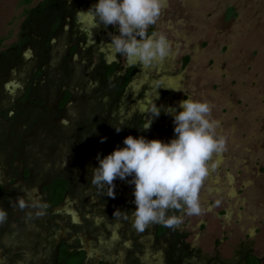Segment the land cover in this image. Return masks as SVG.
<instances>
[{
  "label": "flooded vegetation",
  "instance_id": "1",
  "mask_svg": "<svg viewBox=\"0 0 264 264\" xmlns=\"http://www.w3.org/2000/svg\"><path fill=\"white\" fill-rule=\"evenodd\" d=\"M95 2L38 0L24 9L15 41L0 49V264H241L231 244L225 255L189 241L182 209L167 214L178 225L137 232L132 185L114 180L109 197L110 189L90 183L97 154L122 146L125 136L173 137L168 115L155 119L151 106H141L168 100L177 80L155 63L115 55L116 29L80 13ZM32 9L34 26L27 24ZM238 250L250 252L244 243Z\"/></svg>",
  "mask_w": 264,
  "mask_h": 264
},
{
  "label": "rangeland",
  "instance_id": "2",
  "mask_svg": "<svg viewBox=\"0 0 264 264\" xmlns=\"http://www.w3.org/2000/svg\"><path fill=\"white\" fill-rule=\"evenodd\" d=\"M37 1L0 0V49L15 41L24 9ZM155 31L170 48L156 68L177 80L168 100L141 108L154 104L160 116L183 97L206 100L224 141L206 163L199 214H187L188 239L213 246L225 238L238 247L255 230L251 239L262 240L264 252L257 233L264 227V0H164ZM183 57L188 65L178 75Z\"/></svg>",
  "mask_w": 264,
  "mask_h": 264
},
{
  "label": "clouds",
  "instance_id": "3",
  "mask_svg": "<svg viewBox=\"0 0 264 264\" xmlns=\"http://www.w3.org/2000/svg\"><path fill=\"white\" fill-rule=\"evenodd\" d=\"M164 0H96L87 12L96 25L112 26L118 34L110 35L115 55L129 64L144 66L162 61L170 54L166 37L159 32L147 33L160 15ZM179 109V110H177ZM212 106L206 100L191 97L176 106L164 109L171 117L173 137L164 142L142 135L125 136L103 157L97 154L90 183L98 189L108 188L113 196V181L119 179L132 185V227L143 232L150 224L172 227L180 223L172 210L182 209L188 215L200 212L198 191L207 174L206 163L213 153L224 148L216 136L218 121L211 118ZM160 110L153 104L152 116ZM150 121L141 129L149 128ZM121 127H113L116 133ZM104 137H100L103 143ZM126 178H130L127 179ZM24 207L23 202L19 205ZM118 211H114L113 215ZM6 213L0 210V222Z\"/></svg>",
  "mask_w": 264,
  "mask_h": 264
},
{
  "label": "crops",
  "instance_id": "4",
  "mask_svg": "<svg viewBox=\"0 0 264 264\" xmlns=\"http://www.w3.org/2000/svg\"><path fill=\"white\" fill-rule=\"evenodd\" d=\"M252 233L256 234V231L252 230L248 235L245 234V237L243 240L244 241V248H246V249L249 248L250 252H249V250H248V252H244V256H243V255H241L239 250L237 251L238 247H236V246L234 247V249H236L235 250L236 256H238V258H239V260L237 259V262H240L241 264H247L246 262H248V258L251 257V258H255L259 264H264V252L258 253V251H257L258 247H259L258 244H260V243L262 244L263 241L261 240L258 243L253 241L251 239ZM257 233H263L262 238L264 239V227H262V229L259 230ZM223 239L224 240H219L218 242L216 241L215 243H213L212 247H215V249H216V245H217L218 248L221 249V253H224L225 255H229V254L232 255L233 254V253H231L232 249L227 248L230 244L225 245L224 243L226 242V239L225 238H223ZM222 241H224V242H222ZM212 249H214V248H212ZM226 250H230V251L227 252Z\"/></svg>",
  "mask_w": 264,
  "mask_h": 264
},
{
  "label": "trees",
  "instance_id": "5",
  "mask_svg": "<svg viewBox=\"0 0 264 264\" xmlns=\"http://www.w3.org/2000/svg\"><path fill=\"white\" fill-rule=\"evenodd\" d=\"M49 1H53V0H43V2H45V4L47 3V2H49ZM59 1H64V0H59ZM36 14V10L35 9H32V10H30V11H27V18H29V19H31V21H28V19H27V24L28 25H30V26H34L35 24L33 23V19L31 18L32 16H34ZM5 54V53H4ZM187 62H188V58L187 57H185L184 59H183V62H182V64L183 65H185V64H187ZM247 264H259L258 262H257V260L255 259V258H248V262H247Z\"/></svg>",
  "mask_w": 264,
  "mask_h": 264
}]
</instances>
